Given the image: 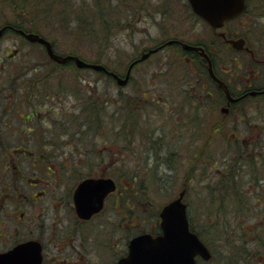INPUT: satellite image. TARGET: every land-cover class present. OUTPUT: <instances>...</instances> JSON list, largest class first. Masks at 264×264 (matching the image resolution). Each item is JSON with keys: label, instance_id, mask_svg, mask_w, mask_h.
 Wrapping results in <instances>:
<instances>
[{"label": "rangeland", "instance_id": "1", "mask_svg": "<svg viewBox=\"0 0 264 264\" xmlns=\"http://www.w3.org/2000/svg\"><path fill=\"white\" fill-rule=\"evenodd\" d=\"M88 2L82 8L78 1L77 7L73 11L77 12L81 7L85 13L91 15L97 8L91 4L92 0H88ZM141 4H147L148 10L134 17L131 15L128 24L132 25H128L127 29H122L119 26L107 41H105L104 21L95 22V29L86 33L78 30L80 28H77L76 24L70 21L66 22L67 20L51 21L48 17H37L33 20L27 17V20L29 25H35L40 33H44L54 42L58 52L75 53L88 61L103 63L110 69L116 70L117 73L125 74L130 62L140 56L143 51L149 50L143 48L154 45L155 37H169L174 31H177L171 26H175V24L182 26L183 3L181 0H140L133 2V6L137 8ZM124 5L122 8L125 7ZM60 10L61 6L55 5L52 12L56 13ZM126 12L122 13V17ZM15 19L14 12L6 0L0 1V27L7 24L8 20ZM19 20L21 21L20 18ZM86 26L90 27L92 24L90 26L86 24ZM167 62L169 64L176 63L172 66V70L175 69L179 77L182 72H187V70H183L184 64H187L191 74L196 78L197 67L184 58V55L177 49H169L153 54L148 59L138 63L132 70L128 84L121 87L114 78L106 73L91 68H78L74 63L63 65L52 61L41 44L29 42L15 30H6L0 36V87L5 89L2 90V93L9 94L11 99H16L15 108L19 109L21 101L24 99L23 79L40 78L39 93L45 101L43 109L59 112L60 132L59 129L56 130L55 137L58 147L52 148V145L47 143L51 145L48 152L59 154L60 148L64 146V153H66L74 150L76 144L79 143L84 145L87 151L90 150V156L95 158L99 156L101 149H104L105 172L117 179L116 168L122 166L129 175L134 176V181L131 180V184L135 183L136 189L140 192V194L137 193L138 204L134 207L140 212L141 223L140 225L136 224L137 226L131 223L132 227L127 229L125 224H121V222L119 225H107L105 227V232H108L107 235L105 234L107 238H127L139 232L159 231L160 211L163 205L177 197L184 188L187 189L185 201L190 204L197 228L201 229L203 225L202 215L216 210L219 203H213L211 195H206L205 184L212 181L211 179L214 177V171L210 170V166L220 157L224 159L230 155L234 158L237 153L243 150L245 152L240 154L249 160L257 159L258 155L261 154V147L257 149L253 146V149L247 150L246 140L250 139V136L257 139L262 137L264 109L256 107L249 111L254 131L252 134H237L238 137L242 138L240 144L234 140L228 144L230 141L224 139L226 135L223 133L212 134L209 129H207L209 132H204L207 131L204 129L203 132H201L202 129L199 131L198 119L192 117L196 115L195 112L200 114L202 118H207L203 120V125H209L214 121V116H217V113L205 110L207 106L204 108L202 102H199V105L195 107H190L188 131L179 127L176 119L172 121L171 118H168L166 115L170 108V106L167 107L168 103L153 100L156 99V96L152 92L154 84L151 78V72L152 69H155V65ZM79 99L86 101L84 107L87 108V111L85 113L80 114L82 108L76 105ZM190 104L192 105V100H190ZM198 106L199 109L196 108ZM127 109L130 111L128 115L129 118L131 117L130 124H126L120 129L121 132H118V125L122 122ZM63 112H66L65 116ZM134 114L139 120L133 125L135 120L132 116ZM247 118L243 116V119H238L237 124L240 125V129L244 130ZM85 120H87V129H84L82 124ZM226 137L229 140L235 138L233 134H227ZM71 143L72 145H70ZM237 148L240 149L239 152ZM240 154L236 157H240ZM206 161L213 162L204 165ZM119 162L123 164L119 165ZM136 173H139L140 176ZM128 174H125V177L117 175L121 176V180L117 179L119 190L109 197L106 203L108 207L117 206L116 200L120 190L130 184ZM249 176V170H247L240 183L243 184V189L249 191L245 196L254 197L250 207L246 209V204L242 203L240 218L236 215L238 207L236 209L235 206L234 208L228 206L226 209L228 212L227 221H229L228 230L229 228L235 232L241 230L244 239L249 238V232L245 233V230L241 228V222L245 220V228L251 230L253 223L256 222V219L253 218L255 215L260 218L257 222L262 223L264 221V206L258 208L257 214L253 209V206L259 207V203L263 204L264 198L261 199L260 195L251 194L253 183H244L245 180H249ZM75 181V178L66 176L60 179L59 184L55 183L53 188L59 190L58 194L60 195L62 190L72 191ZM16 199L18 200L19 196ZM67 200L61 203L58 199L56 203L68 207ZM41 208L40 205H36L32 211L38 213ZM49 212L48 215L52 218L55 213L54 209L49 210ZM19 213L20 211L17 213L18 216ZM60 215L63 216L64 213H60ZM111 215H113L111 210H106L105 216ZM51 218L46 221L47 226L53 221ZM59 229H62V225ZM132 230L133 234L130 233ZM259 230L261 231V229ZM222 234H220L222 240L220 242L226 243L225 235L231 236V234L225 230ZM253 234L264 236L262 232H254ZM209 235L213 236L212 233L208 234V237H210ZM214 242L215 235L210 240L211 245ZM225 247L226 245L219 246L218 244L215 252L216 257L214 255L209 261L200 260V263L225 264V262H231L229 256L221 250H224ZM255 250L264 252L260 247H256ZM112 257V253L109 252L108 256H105V261L110 262ZM249 257L253 258L252 256ZM237 259L238 257L232 258L233 264H243ZM246 264H264V256L257 258L255 262H247Z\"/></svg>", "mask_w": 264, "mask_h": 264}, {"label": "flooded vegetation", "instance_id": "2", "mask_svg": "<svg viewBox=\"0 0 264 264\" xmlns=\"http://www.w3.org/2000/svg\"><path fill=\"white\" fill-rule=\"evenodd\" d=\"M181 1L182 26H171L177 31L169 37H155L154 45L143 49H157L150 56L177 49L197 67V76L195 78L191 74L187 64L183 68L187 72H182L180 77L175 69L172 70L176 63L155 65L151 72L152 92L156 96L153 100L167 102V107L170 106L169 113H166L168 118L176 119L177 125L187 131L190 107L202 102L204 108L207 106L205 110L217 113V116L209 125H203L207 118L195 112L192 117H197L199 131L209 129L212 134H233L235 138L229 140L224 136V139L230 141L228 144L233 140L240 144L242 138L237 134H252L254 131L249 111L256 107L264 109V0H244L241 12L216 26L194 10L191 0ZM40 80L23 79L24 99L19 109L15 108L16 99L3 94L5 89L0 87V252L20 243L35 241L41 252L40 264H119L128 256L134 236L141 232L127 238H107L105 227L119 225L120 222L126 229L132 227L131 223L140 225V212L134 206L108 207L104 198L99 210L89 216L80 214L76 204L78 186L86 179L113 176L105 172L104 149L95 158L79 143L66 153L63 145L59 154L48 152L51 145L52 148L58 147L55 137L56 130L60 132L61 121L59 112L43 109L45 101L39 93ZM220 81L227 86L229 94ZM85 104L82 99L76 103L82 108L80 114L87 111ZM243 116H248L244 130L237 124ZM86 123L87 120L82 122L84 129H87ZM261 130L264 131V126ZM246 143L249 149L261 147L262 158L246 159L240 154L244 150L238 153L240 157H220L216 161L217 175L222 177L228 171L231 175L235 172L242 180L249 170V180L244 183H253L251 194L264 198V132L260 139L250 136ZM122 162L118 164L122 165ZM137 175L140 176L139 173ZM66 176L76 179L74 188L72 191L62 190L59 195V190L53 188L54 184H59L60 179ZM242 185L240 183L239 187L248 194ZM58 199L61 203L67 200L68 207L57 205ZM36 205L42 207L38 213L32 211ZM52 209L55 213L51 218L48 214ZM109 209L113 215L106 217L105 212ZM50 218L53 221L47 226L46 221ZM60 225L62 229H59ZM160 230L147 232L158 234ZM130 233L133 234V230ZM109 252L113 255L110 262L105 261ZM200 259L198 257L199 263Z\"/></svg>", "mask_w": 264, "mask_h": 264}, {"label": "trees", "instance_id": "3", "mask_svg": "<svg viewBox=\"0 0 264 264\" xmlns=\"http://www.w3.org/2000/svg\"><path fill=\"white\" fill-rule=\"evenodd\" d=\"M0 1H4V0H0ZM78 1L82 8H84L85 3H89L88 0H6L8 6L12 8L16 19L12 21L8 20L9 22H7V24L5 25H12L15 28H22L25 29L26 31H35L40 33V31L35 25H29L27 17L32 18V20L37 17L39 18L48 17V19L51 21L52 20L54 21L67 20L66 22L70 21L71 23L76 24L77 28H80L78 30L87 33V31L95 29L94 27L95 22L104 21L105 41H107L110 35H112L114 31L119 28V26H121L122 29H127L129 27L128 25L130 26L132 25V24H128L129 17L131 15H133L134 17L135 15L139 13H144L148 10L147 4H141L140 6H138V8L136 6H133L134 1L138 2L140 0H92L93 2L91 4L97 9L96 11L92 12L91 15H88L81 9V7H79L77 12L73 11L77 7L76 3ZM55 5L61 6V10L59 12L53 13L52 11L54 10ZM123 5L125 6L124 8H122ZM123 12L126 13L122 17ZM19 18L21 19V21L19 20ZM86 24H88L89 26L92 24V26L87 27ZM10 29L11 28L9 27L7 30ZM40 34L45 36L44 33L42 34V32ZM69 63H73V61H70ZM128 110L129 109L125 111L123 120L118 125L119 128L118 132H121L120 129L123 126H125L126 124L127 125L130 124L129 120L131 117L129 118L128 116L130 114V111ZM132 118H134L135 120L133 122L134 125V123H136L139 119L135 114L132 116ZM247 150H249V148ZM237 151L239 152V149H237ZM236 156H238V153L236 154ZM258 157L262 158V153L259 154ZM225 158L230 159L233 157H230V155H228V157ZM209 162L212 163L213 161H206L204 165L210 164ZM122 168H123L122 166H118L116 168L117 170L116 177L119 180H121V176L125 177V174H128L126 171L124 172ZM210 170L214 171V177L211 179L212 181H209L205 184V187L207 188L206 195L209 194L211 195L213 203H217V202L219 203L216 207V210H213L209 213H205L202 215L201 221H203V225L201 229L197 228L195 221L193 219V215L191 213L190 204L188 203L191 229L195 231L203 239V241L210 247L213 253L212 258L214 255L216 257L215 252L217 245L219 244V246L226 245L225 249L224 250L221 249V250L231 259V262L228 263L225 262V264H233L232 258L234 257H238L237 261L243 264H246L247 262L248 263L255 262L257 258H261L264 256V252L255 250L256 247H260L261 249L264 250V236H262L261 234L257 236L254 235L253 233L254 232L264 233V221L262 223H260L259 221L257 222V220L260 218H258L257 215H255V217L253 218L256 219V222L253 223L254 225L252 228L254 229L251 228V230H247L245 228V223H244L245 220L241 222V228L245 230L246 234L247 232H249L248 233L249 238L244 239L243 238L244 235L241 232V230L237 232L230 230V228L228 230L227 224L229 221H227L228 212H226L228 206H231L232 208H234V206L235 208L238 207V212L236 213V215H238V217L240 218L242 215L240 207H242V205L245 203L247 206L246 209H248L250 207L251 200H253L254 197L245 196L246 195L245 192L239 187L241 180H239V177H237V174L235 172L231 175L228 171L227 175L219 177L217 175V162H214L212 166H210ZM117 175H121V176H117ZM128 180L130 184L127 185V187H123L119 192V195L116 200L117 206H137L138 204L137 193L140 194V192L136 189L135 183H133V185L131 184V180L134 181V176H132V174L131 175L128 174ZM186 195H187V189H186ZM262 205L264 206V203L263 204L259 203V207L253 206V209H255L256 211L255 214H257L258 208H260ZM159 229L160 228L158 227V230ZM259 229H261V231ZM224 230L227 233L230 232L231 236H229L228 234L225 235L227 242L221 243L220 241L222 240L220 239V234L223 235L222 232ZM153 233L156 232L153 231ZM211 233L213 234V236L209 235L210 237H208V234ZM214 235H215V242L213 243V245H211L210 240L214 238ZM249 256H252L253 258Z\"/></svg>", "mask_w": 264, "mask_h": 264}, {"label": "water", "instance_id": "4", "mask_svg": "<svg viewBox=\"0 0 264 264\" xmlns=\"http://www.w3.org/2000/svg\"><path fill=\"white\" fill-rule=\"evenodd\" d=\"M194 10L203 15L213 25L224 19L238 14L244 7V0H191ZM6 26L0 28L3 35ZM19 32L30 42L44 45L48 56L57 63H67L73 60L79 68H93L105 71L116 79L120 86L128 83L131 70L136 62L147 58L150 49L134 60L125 76L108 69L104 64L89 62L78 55H63L54 49L50 39L37 32H28L19 29ZM198 50V49H196ZM227 94V86L220 81ZM117 189V183L112 177L105 179H86L76 190V204L82 215H90L103 206L104 198ZM186 190H182L178 197L167 202L161 209V233L154 236L145 232L135 236L130 244L127 257L121 259L119 264H199L197 256L205 260L212 257V251L201 237L191 229L188 215V204L184 201ZM41 252L37 242L20 243L13 248L0 252V264H40Z\"/></svg>", "mask_w": 264, "mask_h": 264}, {"label": "bare ground", "instance_id": "5", "mask_svg": "<svg viewBox=\"0 0 264 264\" xmlns=\"http://www.w3.org/2000/svg\"><path fill=\"white\" fill-rule=\"evenodd\" d=\"M33 32H35V31H33ZM128 68H129V67H128ZM128 68H127L126 72L128 71ZM131 72H132V70H131Z\"/></svg>", "mask_w": 264, "mask_h": 264}]
</instances>
